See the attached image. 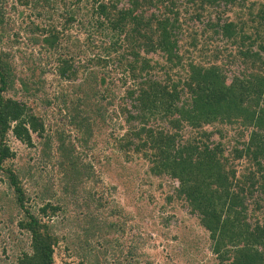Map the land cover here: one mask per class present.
Wrapping results in <instances>:
<instances>
[{"label": "trees", "instance_id": "16d2710c", "mask_svg": "<svg viewBox=\"0 0 264 264\" xmlns=\"http://www.w3.org/2000/svg\"><path fill=\"white\" fill-rule=\"evenodd\" d=\"M14 2L0 0V181L23 213L17 227L27 234L29 249L12 264H136L135 247L107 237L117 230L99 217L104 205L96 188L78 202L61 200L51 186L49 194H39L45 204L32 211L23 183L32 169L14 167L8 146L14 138L31 148L40 138L41 154L61 174L66 196L76 195L85 180L98 185L83 159L98 160L91 153L96 130L107 106H115L108 72L98 67L122 74L123 97L115 108L128 127L113 138L116 149L126 160L135 155L146 161L149 176L170 180L172 192L162 199L197 218L216 264H264V0H90L89 9L82 0ZM27 8L45 24L25 17ZM11 10L21 17L20 28ZM74 26L89 34L93 56L85 65L75 62L80 45L70 33ZM23 33L32 48L49 53L46 62H54L59 80L73 81L69 92L64 88L55 97L58 114L66 113L48 129L37 109L39 67L20 80L12 52L1 46L17 45ZM93 34L106 41L94 46ZM234 64L237 73L227 69ZM69 208L84 211L75 219L80 234L74 241L60 238L51 222ZM61 241L80 245L73 259L57 262Z\"/></svg>", "mask_w": 264, "mask_h": 264}, {"label": "rangeland", "instance_id": "374dc122", "mask_svg": "<svg viewBox=\"0 0 264 264\" xmlns=\"http://www.w3.org/2000/svg\"><path fill=\"white\" fill-rule=\"evenodd\" d=\"M12 1L14 2V0ZM90 3V0H82L81 5L89 9ZM16 9L18 12L23 10L18 6H16ZM41 11H44V9ZM234 13H228L226 16L232 18ZM24 14L25 17L28 15L33 18L32 20L36 24L43 22L45 24L46 22V18L42 17L38 20L34 18L33 13L28 8ZM10 18L14 21L15 28L21 27L20 22L22 19L18 16V13L16 14L11 10ZM54 18L57 20V14L54 15ZM27 22L25 21L26 25ZM70 33L74 39L75 37L79 39L80 54L75 58V62L77 65H85L88 58L93 56L90 45H87L89 34L78 26H74ZM20 36L22 39L17 45L9 47V42L1 46L12 52L14 56L12 57V65L15 67V72L20 80H24L25 77L30 75V69L33 66L39 67L35 72V76L43 82V87L38 94L37 104H39L37 109L43 116L48 129L52 124L59 122L66 113L63 110L58 114L55 103L58 108L62 106L55 97L59 96L64 88L69 92L73 81L59 80L54 72V62L49 65L46 62L49 60V53L39 50L37 47L32 48L26 34L23 33ZM92 39L94 46L106 41L103 36L95 34H93ZM219 45H222L221 41H219ZM96 69L104 73L108 72V81H111L110 88L114 90L113 102L117 106L123 97L122 82L119 80L122 78L121 70H111L110 67L105 70L99 67ZM227 69L230 72H238L237 64L228 66ZM40 71H43V73H40ZM80 81L78 79L75 83ZM15 97L22 98L19 93H16ZM43 99L51 101L52 105L44 104ZM115 106H107L106 120L96 130L95 145L91 153L97 154L98 160L92 159L89 155L83 159L84 162L92 164L94 174L99 179L98 185L95 186L94 182L85 180L82 185H79L80 188L76 195L66 196L62 193L64 181L61 179V174L41 154V146L36 140L37 137L33 142L34 147L31 148L14 138H10L8 146L14 153L12 160L14 167L21 170H27L29 167L32 169V177H26L23 180L26 197L29 198L26 203L27 206L32 211L38 212L39 208L45 204L41 201L39 194H49V187L51 188V186V190H56L61 200H65L66 197V200H76L78 202L85 200L88 193L92 195L96 188L104 205L99 217L105 219L109 224H115L116 228L114 229L117 230L110 231L107 237L118 238L123 247H135L134 261L136 264H216L215 256L210 248L209 235L200 227L197 218L190 215L186 209L175 204H167L162 199L163 196L170 195L172 192V187L168 185L170 180L163 177L161 181L149 176L146 173V161L135 155L126 160L114 146L113 138H120L125 132V127H128L127 124H124L123 118L118 115ZM231 134L232 132H230ZM247 134L245 132L244 136H247ZM159 182H162L161 188H158ZM47 197L49 198V196ZM12 200H14V196L9 192L7 186L0 181V264H12L14 258L20 254L23 248L25 251L29 249L27 234L17 227V222L23 217V213L12 203ZM251 200L247 202L252 204ZM46 202H50L52 205L55 204L53 199ZM78 213L83 214V209L69 208L67 212L57 213V215L51 217V222L54 223L55 231L60 238L74 241L76 236L80 234V228L77 227L75 221ZM94 244L96 247H100L96 242ZM79 246L75 243L73 247H67L61 241L60 253L56 256L57 262L61 258L73 259L74 249ZM107 260H112V251L108 252Z\"/></svg>", "mask_w": 264, "mask_h": 264}]
</instances>
